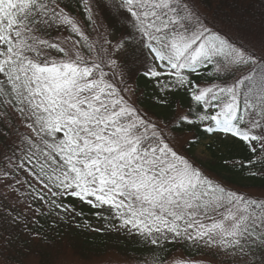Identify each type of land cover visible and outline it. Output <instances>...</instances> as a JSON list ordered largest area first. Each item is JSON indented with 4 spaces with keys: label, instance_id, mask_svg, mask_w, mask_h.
<instances>
[{
    "label": "snow or ice",
    "instance_id": "snow-or-ice-1",
    "mask_svg": "<svg viewBox=\"0 0 264 264\" xmlns=\"http://www.w3.org/2000/svg\"><path fill=\"white\" fill-rule=\"evenodd\" d=\"M68 7L0 0V135L18 138L0 180L13 181V191L26 184L25 195L49 215L77 214L63 203L73 197L152 245L206 250L204 260L182 264H224L219 255L264 264V198L198 166L187 154L197 137L177 147L185 128L230 135L253 154L242 167L264 174V42L233 36L231 18L210 24L200 0H83L92 25L94 9L115 14L116 25L97 26L96 38ZM62 29L79 39L52 37ZM137 60L161 94L159 106L181 91L194 104L166 123L142 111L128 87Z\"/></svg>",
    "mask_w": 264,
    "mask_h": 264
},
{
    "label": "trees",
    "instance_id": "trees-1",
    "mask_svg": "<svg viewBox=\"0 0 264 264\" xmlns=\"http://www.w3.org/2000/svg\"><path fill=\"white\" fill-rule=\"evenodd\" d=\"M200 1L205 8L206 16L212 14L213 20L207 17L210 24H219L221 19L231 18L237 22L230 28L233 36H241L245 43L256 46L264 42V0ZM89 2L95 3V0H89ZM64 3L69 5L66 10L78 20L85 33L90 34L92 38H96L97 31L94 29L100 25L89 23L84 12L83 0H64ZM94 12L95 16L102 18L104 24L107 27L109 26L110 30L112 26L116 25L114 13L110 15L108 11H96L95 9ZM222 27L226 31L229 30L227 26ZM69 35H72L73 39H79L67 29L52 32L53 38L59 36L63 39L62 37ZM130 68L128 87L133 90V102L154 120L166 123L177 114V111H184L189 105L194 104L190 97L181 91L170 93L168 95L169 104L159 106L156 101L161 94L153 80L143 76L144 68L141 61L137 60L131 63ZM203 82H207L206 77ZM16 126L20 128L21 132H24V128L18 122ZM180 134L187 135L188 140L194 136L199 139V143L192 145L187 154L208 175L222 182L228 188L251 197L255 196L249 195V190H264V174L253 177L249 174L248 167H242L247 160L252 158L253 154L239 139L214 137L205 146L209 158L202 160L196 156V150L214 134H205L203 129L194 127L185 128ZM14 143H18V138L15 135H0V169L9 167L7 157L11 155ZM252 170L257 171L258 166H252ZM19 178L24 179V173H21ZM1 181L6 182V184L7 182L14 183L11 180ZM14 186L17 190L22 191L20 197L23 204L29 206L32 211L39 208L44 215L35 211H33L34 214L28 213L26 215L18 209H16V213L7 212L11 207L6 197L0 192V226L5 225V230L0 228V234L7 241L4 246L7 247L8 244L12 243L18 244L17 253H14V256L10 253L7 255L0 253V258L6 260L8 264H23V261L33 254L38 258L39 264H55V261L59 258L58 255L63 254L61 253L62 249L70 251V255L74 257L89 262L87 264H109L104 261L109 255L131 261L134 264H160L180 251L187 252L189 250V246L183 243H164L161 247L152 245L127 229L120 228L117 230V227H113V225L118 226L119 221L112 219L111 214L108 212H104L101 216L104 220L103 224L100 227H95L94 222L101 220L100 217L95 215L97 210L77 198L65 197L63 199L65 204H70L75 208L77 214L60 213V216H57L52 213L49 215L46 206H42L39 201H33L23 194V192L28 191L26 184H15ZM79 213H82V215H79ZM12 216H19L22 219L18 224L13 225L10 222ZM104 216H109V219H104ZM98 229L100 230L98 231ZM55 243H64V245L59 251L55 252L52 250ZM11 259H13L12 262H10Z\"/></svg>",
    "mask_w": 264,
    "mask_h": 264
},
{
    "label": "rangeland",
    "instance_id": "rangeland-1",
    "mask_svg": "<svg viewBox=\"0 0 264 264\" xmlns=\"http://www.w3.org/2000/svg\"><path fill=\"white\" fill-rule=\"evenodd\" d=\"M203 2V1H202ZM200 9L201 11L207 15L204 6L202 5L201 1H200ZM211 16V17H210ZM219 16H221V14H219ZM99 17V16H98ZM207 17H209L211 20H213L212 18V14L208 15ZM96 23L99 25H103V27L105 29H109L107 27V25L104 24L102 18L99 17V20L95 17ZM132 89V88H130ZM129 95L131 96V100L133 101L134 96H133V90L129 93ZM24 131H26V129H24ZM181 139L179 140L177 147L181 148V150H183L184 147V142L186 140H188V136L184 135V134H180ZM218 137H220L218 135ZM213 139V137L209 138L208 140H205L202 145H200L197 150H196V156L202 160H207L208 157V152L206 151V144H208L211 140ZM9 183L6 184V182L1 181L0 180V192L3 194V196L6 197L7 202L9 204V206L11 207V209H9V211L7 212H15L16 213V209H18V211L28 215L29 213V208H26L21 201V197H20V193L22 192L21 190H17V191H13L12 188H10ZM249 193L253 194L254 196H256L257 198H264V190H251L248 191ZM25 192H23V194H25ZM22 206H24L23 209ZM31 206V205H30ZM32 211V210H30ZM33 212V211H32ZM31 213V212H30ZM32 214V213H31ZM102 224V222H97L96 225ZM7 227V226H6ZM0 228H2L3 230H5V225L3 224L2 226H0ZM10 241V240H8ZM7 243V241L5 239H3L1 237L0 234V253H3V255H7L8 253H10L11 255H13L14 253H17V246L18 244L16 243H12V244H8L7 247L4 246V244ZM64 245V243L58 244L55 243L52 246V250L53 251H59V249ZM45 246V245H44ZM45 249V248H44ZM193 249V248H192ZM47 251H50L48 249H45ZM205 251L206 250H198L197 252H199L198 254L194 253L191 251V248L187 251H180L177 254L172 256V259H170L169 261H167L166 264H182V262L185 261H190V260H204L205 259ZM27 253H32V252H27ZM61 255H58L59 258H57V260L55 261V264H87L89 262L87 261H83L80 258L74 257L72 255H70V251H66L65 249H62L61 251ZM187 253V254H184ZM14 256V255H13ZM5 257V256H3ZM129 260V259H128ZM217 261H223L224 264H231V261L229 260V258L223 256V255H219L216 257ZM13 259H11L10 262H12ZM105 263H109V264H134L131 261H127V260H122L119 257H115V256H107L105 258ZM109 261V262H108ZM0 264H8L6 262V260H4L3 258H0ZM23 264H39V260L36 257V255H29L28 258H26L23 261Z\"/></svg>",
    "mask_w": 264,
    "mask_h": 264
}]
</instances>
